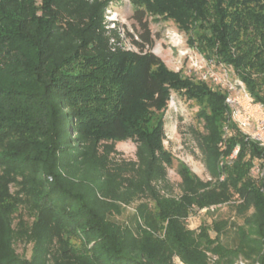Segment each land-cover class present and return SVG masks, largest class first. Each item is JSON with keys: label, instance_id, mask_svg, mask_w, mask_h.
<instances>
[{"label": "trees", "instance_id": "trees-1", "mask_svg": "<svg viewBox=\"0 0 264 264\" xmlns=\"http://www.w3.org/2000/svg\"><path fill=\"white\" fill-rule=\"evenodd\" d=\"M118 1L0 0V264H264V172L250 173L264 147L219 85L152 51L149 27L171 20L264 108V0H127L130 28L107 19ZM173 92L198 105L209 174L179 161L177 192L163 143ZM126 139L134 158L115 147ZM224 204L230 216L187 224Z\"/></svg>", "mask_w": 264, "mask_h": 264}, {"label": "rangeland", "instance_id": "rangeland-1", "mask_svg": "<svg viewBox=\"0 0 264 264\" xmlns=\"http://www.w3.org/2000/svg\"><path fill=\"white\" fill-rule=\"evenodd\" d=\"M38 3L39 1H36V4ZM106 13L107 19L124 23L130 28L131 6L127 0L112 3ZM149 27L154 38L152 51L160 56L168 67L195 75H200L208 68H212L218 75H224V67L214 63L208 64L202 55L188 44L185 34L171 20L150 21ZM126 46L131 47L129 43H126ZM229 76L234 78L231 74ZM197 109L196 101L173 92L164 114L166 136L163 143L174 157L172 165L168 167V178L173 183L176 192L178 191L177 184L180 181V176L176 170L179 161L184 162L201 179H209V174L202 161V154L197 147L196 138L192 131L193 127L202 131V124L195 117ZM115 147L122 157H135V143L132 140L117 141ZM14 189V186H11V190ZM133 211V207L124 208L121 219H126ZM231 214L230 208L224 204L218 206L212 214L200 209L191 215L186 222L190 227H196L203 222L210 223L214 217H227ZM22 216L25 221L30 222L32 220V217L25 210H23ZM210 233L212 236L214 235L212 231ZM15 246L18 252L24 251L28 255L31 243L17 241ZM175 261L179 264H185L178 258H175Z\"/></svg>", "mask_w": 264, "mask_h": 264}, {"label": "built area", "instance_id": "built-area-1", "mask_svg": "<svg viewBox=\"0 0 264 264\" xmlns=\"http://www.w3.org/2000/svg\"><path fill=\"white\" fill-rule=\"evenodd\" d=\"M205 60L210 65L214 63L211 59ZM223 71L224 75L220 76L212 68H208L199 77L219 85L225 91V103L229 108V117L249 138L264 147V108L260 103L253 101L240 80L232 79L227 69L224 68ZM237 150L236 145L229 158L234 157ZM263 172V165L257 162L250 168V173L254 176H261ZM222 177L221 175L220 179ZM235 264H245V261L237 260Z\"/></svg>", "mask_w": 264, "mask_h": 264}]
</instances>
